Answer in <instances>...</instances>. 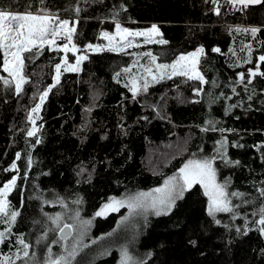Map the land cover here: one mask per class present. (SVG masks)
<instances>
[{
    "label": "trees",
    "instance_id": "obj_1",
    "mask_svg": "<svg viewBox=\"0 0 264 264\" xmlns=\"http://www.w3.org/2000/svg\"><path fill=\"white\" fill-rule=\"evenodd\" d=\"M221 4L216 15L214 6L205 0H44L43 4L40 0H0V10L35 13L43 8L62 19H78L73 42L82 51L87 44H99L102 32H113L116 21L131 29L156 25L167 43L148 44L144 50L152 52L158 63L171 64L180 55L203 47L206 55L199 69L208 81L201 85L177 76L133 97L119 76L135 56L88 51L80 72L64 73L49 92L41 108L40 131L27 137L28 114L38 96L54 83L55 64L64 53L47 48L35 58L25 53L28 83L23 91L17 95L14 84L5 86L0 80V187L18 175L9 201L20 213L13 237L0 248V258L15 253L21 237L31 245L29 253L35 252L37 264H42L49 246L59 255L58 230L50 231L56 225L48 217L67 215L66 222L72 223L79 211V219L92 222L84 244L89 249L86 261L120 264V249L118 262L115 248L91 258L92 241L115 229L119 219L111 214L103 220L95 213L111 198L123 199L162 186L189 157L214 156L218 142L226 139L227 158L233 163L217 158L214 166L219 182H228L229 193L243 194L231 198L239 206L237 218L231 213L209 216L208 198L196 185L168 214L146 221L135 242V258L145 264H264V236L255 223L264 207L259 191L264 189V78L256 77L247 90L238 82V74L243 71L247 77L246 70L254 68L264 54V5L238 11ZM76 7L81 8L79 16ZM237 26L261 31L251 39L248 33L230 31ZM246 43L253 48L252 63L238 67L236 54L229 49L237 53ZM215 47L221 52H213ZM241 52L245 55L246 49ZM67 55L72 63L73 54ZM201 87L203 91L196 95L194 90ZM209 121L218 122L217 130L201 131L210 127ZM36 139L41 143L36 144ZM18 152L21 157L16 160ZM14 161L19 173L4 171ZM81 169L85 171L78 175ZM45 233L47 239L37 244Z\"/></svg>",
    "mask_w": 264,
    "mask_h": 264
},
{
    "label": "snow or ice",
    "instance_id": "obj_2",
    "mask_svg": "<svg viewBox=\"0 0 264 264\" xmlns=\"http://www.w3.org/2000/svg\"><path fill=\"white\" fill-rule=\"evenodd\" d=\"M205 2H211L213 4V11L216 15H220L221 9V0H205ZM40 3L43 4L44 0H40ZM224 4L229 5L232 9L238 11H244L250 8V6L255 5H264V0H223ZM31 7V6H29ZM121 8L123 6L121 5ZM77 16L81 12L80 7L74 9ZM113 19L115 20V16ZM79 23V20L70 22L68 19H61L58 15H52L47 12L45 9L40 8L37 12L33 13L32 11L21 12H12L8 10H0V53H2V71L7 73L8 79L4 76H0V80L3 81L5 86L11 87L13 84L15 86V93L19 95L23 90V85L28 83V79L24 75L25 68V53L31 54L28 58L38 57L45 48L62 52L64 55L61 57L60 62L55 64V76L53 78L54 83L46 88L39 96V103L33 107L28 114V121L32 125L30 129L27 130V137H35L40 131V128L36 126V121L39 119V112L42 105L44 104L49 92L52 91L56 85L60 83V78L63 73L66 72H79L81 70V64L83 61L88 59L87 55H76L75 63H69L68 53L71 52L74 55L77 52H80L81 49L73 42V37L76 34L77 28L76 25ZM115 31L114 33H109L104 31L101 33V36L108 43L106 46L102 45H93L87 44L85 46V51L100 52V51H116V52H127V49L138 47L139 45L135 43L137 37H144L145 43H159L166 44L167 41L163 39H155L161 35L158 27L153 25L150 29L145 31H136L131 30L127 27L122 26L119 21L115 22ZM230 31L242 32V33H251L253 38L256 37V34L261 31L258 27H240L237 26ZM65 40L66 42L62 45L58 43V40ZM247 49L248 58L244 60V63H252V47L250 44L244 45L241 48V51ZM215 53H220L221 49L215 47L212 49ZM233 55L235 51L229 49ZM132 56H142L149 57L150 64L154 65L155 71L151 66H144L145 76L140 77L143 80L142 90L147 91L149 87L148 77H151L153 82L159 83L165 78L171 80L173 77L181 76L186 77L187 80L199 81L201 85L208 83L204 75L201 73L199 66L202 57L206 55L205 49L203 47L197 48L195 51L188 54L180 55L173 63L171 64H158L157 57L152 54V52L144 53H127ZM259 63H256L254 68L248 69L247 77L244 72L238 74L239 83L244 84L245 90H247L248 85L253 83V80L256 77L264 78V71H261V64H264V54L259 55ZM135 64H139V60L134 61ZM125 72H130L131 68H125ZM119 76V73H117ZM131 83V92L133 97L141 91V86L138 83L137 78L133 77L130 81ZM214 83V82H213ZM127 86V85H126ZM196 95H200L203 91V88H197L194 90ZM232 91L235 93L236 89L233 88ZM251 99V96H249ZM232 107H235L233 105ZM209 128H202L201 131H216V121L208 122ZM220 131H224L221 129ZM36 144H40V139H36ZM226 139H222L218 142V148L216 149V155L211 157L189 159L183 164L177 171V173L171 177H168L164 180V183L161 187L152 189L149 192H139L134 196H130L126 199H116L111 198L109 202L103 204V206L95 213L96 217L106 216L109 212H118L121 208L127 207L129 215L142 214L147 218V213L151 210L156 216L168 214L177 199L182 198L184 193L194 186L199 185L203 189V194L208 198L207 212L209 216L215 217L217 213H231L232 218L236 219L238 213L236 208L238 205H233L231 197H242L243 194L239 192L227 191L228 182L219 183L217 181V169L214 167V162L217 158H220L225 163H233L228 160L226 153ZM238 146V145H237ZM21 154L16 153V160H19ZM29 167L32 164V158L29 155L27 161ZM236 164L239 161L234 162ZM4 171H14L19 173L16 162L14 161L9 168H6ZM85 169H81L78 175L83 174ZM17 176L14 175L8 182H6L3 187H0V224L6 225L3 231H0V244H3L8 235L12 233V227L17 221V217L20 215L18 211L11 210V205L8 200L10 192L17 185ZM260 195L264 197V189H260ZM74 203H81L80 200L74 201ZM66 206V205H65ZM255 214V213H254ZM259 220L257 223L260 227L258 231L262 236H264V207L259 209ZM80 213L79 211L75 212L74 219L79 220ZM128 217H124L121 223H124ZM48 220L51 221L53 225H56V228L50 229V231L58 230L61 235V240L66 241L68 235L75 229L74 224L65 223L63 226H60L61 216L57 214L55 217H48ZM217 224L220 223L219 220L215 221ZM247 223V221H246ZM91 224L90 220H80V236L83 237V229ZM69 230L67 233L65 230ZM237 232L240 231L239 228L236 229ZM247 234V230L245 231ZM109 236L112 233L108 234ZM47 239V233L43 236L37 238L36 243L40 244ZM96 243V241H92ZM17 243L23 249V256L21 257L20 251L13 253L17 260L23 259L24 264H37L35 252L29 253V248L31 245L26 243L24 239L18 238ZM53 244L59 243L57 240H52ZM76 244L72 246L69 250L67 244L63 245L64 254L55 255L52 252V248L47 247V255L44 257L42 264H73L78 250ZM88 247V245H83ZM0 264H15L12 256H3L0 258ZM120 264H145L143 260H137L133 257L128 249H121V258Z\"/></svg>",
    "mask_w": 264,
    "mask_h": 264
},
{
    "label": "rangeland",
    "instance_id": "obj_3",
    "mask_svg": "<svg viewBox=\"0 0 264 264\" xmlns=\"http://www.w3.org/2000/svg\"><path fill=\"white\" fill-rule=\"evenodd\" d=\"M13 12V11H12ZM21 13H23V12H21ZM62 19V18H61ZM64 19V18H63ZM66 19V18H65ZM70 22H72V21H75V20H72V19H69V18H67ZM122 26H124V25H122ZM153 26V25H152ZM152 26H148V27H146V28H138V29H131V28H129V27H127V28H129V29H131V30H136V31H145V30H148V29H150ZM124 27H126V26H124ZM159 29V28H158ZM114 31H115V29L113 30V32H111V33H114ZM159 31H160V29H159ZM110 33V32H109ZM244 34H246V33H244ZM249 35H250V38L251 39H254L253 38V36L251 35V33H248ZM160 38V36H158V37H155V39H159ZM161 39V38H160ZM144 40H145V38L144 37H137L136 39H135V43L136 44H138L139 46L138 47H133V48H129V49H127V52H131V53H144V52H149V51H145L144 50V48L148 45V44H152V43H145L144 42ZM66 41L65 40H63V39H61V40H58V43L59 44H63V43H65ZM107 41L106 40H104L103 38H102V36H101V42L99 43V44H97V45H102V46H106L107 45ZM249 43H246V45H248ZM251 47H252V45H251ZM252 50H253V48H252ZM85 52H88V51H80V52H77L75 55L73 54V56H74V60H73V62L72 63H75V58H76V55H81V54H83V55H86V53ZM92 52V51H91ZM114 52H116V51H114ZM118 53H125V52H118ZM236 53V52H235ZM235 58H236V61H237V64H238V67H242V66H245L246 65V63H244V60L245 59H247L248 58V51H247V49H246V54L245 55H242V52L240 51V50H238L237 49V53H236V55H235ZM251 59H252V57H251ZM136 60H139V64H135V66H134V62H133V64L129 67V68H131V71L130 72H123L122 73V75H120L119 76V78H121L122 79V81L124 82V84H126V85H128L129 87H130V89H131V83H130V81H131V79L133 78V77H135V78H137V80H138V83H139V85L141 86V91H139L138 93H137V95L136 96H139V95H141V94H145L147 91H148V89H149V87H151V86H153V85H155L156 84V82H153L152 80H151V77H148V81H149V87H148V89H147V91H143L142 90V85H143V80L142 79H140V77H143V76H145L146 75V73L144 72V69H143V67H141V65H144V66H151V67H153V70L155 71V67H154V65H151L150 64V58L149 57H142V56H135V60L134 61H136ZM84 62V61H83ZM82 62V63H83ZM157 63H158V61H156ZM70 63V62H69ZM158 64H160V63H158ZM248 64V63H247ZM81 66H82V64H81ZM246 71H248V70H246ZM80 72V71H79ZM241 72H243V71H241ZM67 73V72H66ZM72 73H78V72H72ZM0 76H4V77H6V78H8V79H11L10 77H7V73H4L3 71L2 72H0ZM64 74V73H63ZM62 74V75H63ZM61 75V76H62ZM55 76V75H54ZM177 77V76H176ZM186 78V77H185ZM165 79H167V78H165ZM196 82H199V81H196ZM24 86H25V84L23 85V88H24ZM23 91V90H22ZM21 91V92H22ZM40 96V95H39ZM39 96H38V98L36 99V101L34 102V105H33V107H35V105L37 104V103H39ZM47 99V98H46ZM46 101V100H45ZM42 108V107H41ZM40 113H41V110H40V112H39V117H40ZM39 121H40V118L39 119H37V121H36V126L38 127V123H39ZM28 123H30L29 121H28ZM31 127H32V125H31ZM197 157H189L188 158V160L189 159H196ZM185 162H187V160L185 161ZM215 167V166H214ZM17 177H18V175H16ZM173 176V175H172ZM171 177V176H170ZM167 179V178H166ZM17 180H18V178H17ZM217 181L219 182V179H218V175H217ZM220 183V182H219ZM161 187V186H160ZM13 191V190H12ZM11 191V192H12ZM228 191V190H227ZM11 192H10V194H11ZM9 194V195H10ZM135 194H133V195H131V196H134ZM128 197H130V196H128ZM128 197H125V198H123V199H126V198H128ZM232 198V197H231ZM8 200H9V196H8ZM178 200V199H177ZM176 200V201H177ZM10 202V201H9ZM11 210H13L12 209V207L10 208V211ZM111 214H113V215H116L117 217H119V219H118V222H117V225H116V227H115V229H113V230H111V231H109V232H107V233H105V234H102V235H100L95 241H96V243H94L93 245H94V247H95V249H94V251L92 252V254H91V258H95L96 256H97V254L98 253H100V252H102V251H104V250H107L108 251V249H116V252H117V254H116V261L118 262V257H119V249H120V251H121V249L122 248H127L128 249V251H129V253L133 256V257H136V250H135V242H136V240H137V238H138V234H139V231H140V229L141 228H143L144 226H145V224H146V221H148L150 218H154V217H159V216H156L151 210L147 213V218L145 219V216L144 215H142V214H139V211H138V213L137 214H133V215H129V211H128V208L127 207H123V208H121L118 212H109L106 216H103V217H100L101 219L103 218V220H105V219H107L108 218V216H110ZM163 215V214H162ZM162 215H160V216H162ZM66 217H67V215H65L64 217H61V220H60V226H63V224H65V223H67L66 222ZM75 217V216H74ZM74 217H72V219L71 220H74V222H68V224H74L76 227H75V229H74V235L70 238V239H68V240H66V241H63V240H60L61 242L58 244L60 247H61V252H60V254H64V247H63V245L66 243L67 244V246H68V248H69V250L72 248V246L74 245V244H76L77 243V241H79V244L77 245V250H78V254H77V256H76V258H75V260L73 261V264H89L91 261H86V256L88 255V251H89V249L87 248V247H84L83 245L85 244V242H87V240L89 239V236H90V234H91V232H92V226H91V224H89V225H87L84 229H83V231H84V235H83V237H81L80 236V231H81V228H80V220L81 219H79V220H76V219H74ZM124 217H128V219L126 220V221H124V223H121V221L123 220V218ZM65 222V223H64ZM92 223V222H91ZM5 227H6V225H3V224H0V231H3L4 229H5ZM12 232H13V227H12ZM109 233H112V235L111 236H109L108 234ZM13 237V234L11 233L10 235H8L7 236V238H6V240L5 241H7L9 238H12ZM72 241V242H71ZM69 242H71V243H69ZM70 244V245H69ZM1 246H2V244H0V248H1ZM17 248L18 249H16V252H17V250H19L20 251V255H21V257L23 256V249H22V247L18 244V246H17ZM93 248H91L90 250H92ZM3 256V255H2ZM6 256V255H5ZM7 256H12V258H13V260H15V262L16 261H18L16 258H15V256L13 255V253L12 254H10V255H7ZM120 256H121V254H120ZM23 260V259H22Z\"/></svg>",
    "mask_w": 264,
    "mask_h": 264
},
{
    "label": "water",
    "instance_id": "obj_4",
    "mask_svg": "<svg viewBox=\"0 0 264 264\" xmlns=\"http://www.w3.org/2000/svg\"><path fill=\"white\" fill-rule=\"evenodd\" d=\"M259 6H261V5H255V6H250V8H256V7H259ZM69 230H65V232L67 233ZM61 233L58 231V237H59V239L61 238ZM74 235V230L71 232V234L70 235H68V238H67V240L68 239H70L72 236ZM61 240V239H60ZM64 241V240H63Z\"/></svg>",
    "mask_w": 264,
    "mask_h": 264
},
{
    "label": "built area",
    "instance_id": "obj_5",
    "mask_svg": "<svg viewBox=\"0 0 264 264\" xmlns=\"http://www.w3.org/2000/svg\"><path fill=\"white\" fill-rule=\"evenodd\" d=\"M210 3H211V2H210ZM221 3H223V0H221ZM211 4H212V3H211ZM212 5H213V4H212ZM230 8H231V7H230ZM231 10H235V9H232V8H231Z\"/></svg>",
    "mask_w": 264,
    "mask_h": 264
}]
</instances>
